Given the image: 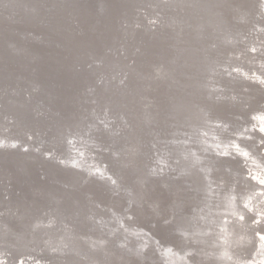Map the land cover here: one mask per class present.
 Listing matches in <instances>:
<instances>
[{"label": "water", "instance_id": "95a60500", "mask_svg": "<svg viewBox=\"0 0 264 264\" xmlns=\"http://www.w3.org/2000/svg\"><path fill=\"white\" fill-rule=\"evenodd\" d=\"M203 1L206 2L203 3L204 7L208 4L207 6L214 9L223 27L214 29L210 34L209 27L203 25L199 29V39L195 44L211 40L210 37L214 39L210 46L202 48L199 45L195 51L200 53L203 59L215 55L217 63L222 62L218 74L224 73L225 76L233 78L224 82L223 76L215 81L217 87L213 90L216 95L210 103L204 102L205 105L208 104L206 115L211 116L213 112L218 111L217 102L233 98L236 102L243 103L242 115H238L236 119L239 123L245 120L248 127L246 125L244 130L248 131L252 124H259L251 119L253 113L264 111V87L245 80L242 71H250V75L253 71L259 75L264 73V8L259 0ZM251 1L259 9L257 13L243 12L231 18L233 12L237 14L244 10V7L250 8ZM168 3L169 0H0V137H3L0 139L3 144V147H0V181L4 183L0 184V188L3 186L0 195L3 201L26 205L32 196L31 187L41 185L50 192L51 199L47 202V207L57 204L59 206L60 193L63 192L62 202L66 210L74 214L70 218L66 217L70 230L91 232L94 236H104L107 241H111L117 233L102 231L105 225L103 217L88 226L89 221L85 222L80 214L88 199L93 201V210L89 209V213L96 219L97 214H106L117 208L114 201L118 197H124L126 208L131 201L128 211L134 216L132 221H125L127 224L143 227L160 243L178 247L176 237L163 235L169 233L170 224L165 221V217L174 193L170 187L161 189L160 179L172 176L176 177L173 178L175 181H179L189 175L188 169L179 171L186 156L173 158L177 151L183 150V144L171 140V136L172 139L181 135L184 137L181 130L186 127L183 124L165 123L176 120L175 117L180 115V109H176L177 104L173 108L167 107L180 99L198 101L203 89L201 86L193 88L187 84L188 89L195 91L193 95H184V89H179L181 86L183 88L180 81L187 80V77L176 74V68L178 71L184 68L189 70L190 66L183 64L185 52L181 51L180 45H183V42L178 40L176 26L166 25L168 15L176 10V7L169 9ZM234 5L239 7L234 8ZM204 7L194 11V16L203 18V14L207 13ZM178 13L183 14V10L178 9ZM229 24L234 32L232 42L242 49L237 54L224 52L225 46L217 39ZM179 25L182 26L180 31L185 39L190 38L186 33L190 28L189 22L184 19ZM9 40L13 42L8 43ZM250 43H255V53L248 48ZM248 56L252 60H248ZM254 58L262 63L254 62ZM233 65L242 70L237 69L234 72ZM154 68L160 71V76L153 81L152 89L145 91L142 86L144 81L139 80L138 76L150 74ZM229 72L233 74L229 75ZM173 77L174 81H170ZM4 83L8 85H3ZM88 84H92L90 89L86 88ZM130 88L135 89L132 90L135 92ZM252 88H256L259 93V99L255 103L247 96ZM94 92L97 101L101 100L102 96L107 97L109 101L104 113L96 114V117L100 118H95L94 126H89L86 122L85 127L83 126L86 128L83 134L94 143L90 149L91 153L96 155V161H102L103 167H106V170H103L106 173L92 175L82 169L62 167L56 161L63 159L64 143L60 142L57 136L60 121L71 125L78 112L85 115L84 119L88 121L92 118L91 114L95 108L100 113L94 101ZM145 93L149 97L144 102L152 109L156 107L160 116L157 115L149 126L139 129L140 126L137 128L136 122L141 105L137 99ZM35 102L36 105L32 107ZM89 106L95 107L93 113L84 110ZM170 109L171 113L167 116L165 113ZM105 124L110 126V132L103 130ZM214 124L223 130L217 132L218 136L231 143L235 130L232 129L233 126L228 123L224 125L222 120ZM68 132L66 130V133ZM245 133L250 137L247 136L240 142L245 145L253 144L264 164V154L260 153L258 146L261 139L259 133L255 129ZM202 134L206 137L212 136L200 132L202 139ZM53 135L56 138H53ZM225 136L227 137L224 138ZM127 143H131L133 150L136 145L145 151L150 157L148 163L156 164L158 161L152 159L153 156L157 151L163 152V165H169L171 168L163 175L159 172L156 175L145 173L143 185L138 181V166L129 170V166L122 162L123 155L119 148ZM12 145L16 147L13 148ZM210 149L207 153L217 156L215 149ZM115 150L116 152H113ZM48 152L52 154L51 159H45L44 154ZM227 158L222 160L227 164V171L231 172L235 168L233 164H236L240 177L251 180L248 158L238 156L234 150ZM204 160L199 159V162ZM157 165V168L161 166L160 163ZM213 172V169L207 171L212 176ZM140 173H143L142 169ZM109 176L117 181L116 185L111 184ZM60 180L64 183L60 184ZM210 181L215 182L216 179L210 178ZM235 190V185H232L231 191ZM72 196L76 198L77 203L72 200ZM238 198L241 199L242 196ZM149 203L155 206L154 211ZM246 212L251 214L247 209ZM14 213L13 211L11 218L15 216ZM2 214H7V211L0 207V216ZM148 214L153 217L149 218ZM27 216L28 213L26 218ZM118 216L121 219L120 213ZM10 222L11 227L17 224L15 219ZM51 224L59 228L60 215H56ZM5 249L6 258L14 261L18 253L16 247L11 245ZM35 253L47 258H42L39 264H48L52 260V253L48 254L45 248ZM104 259L105 264H117L113 256L105 255ZM130 264H140V261L130 257Z\"/></svg>", "mask_w": 264, "mask_h": 264}, {"label": "bare ground", "instance_id": "6f19581e", "mask_svg": "<svg viewBox=\"0 0 264 264\" xmlns=\"http://www.w3.org/2000/svg\"><path fill=\"white\" fill-rule=\"evenodd\" d=\"M203 3V0H169L168 3L169 9L172 7L174 9L176 7V10H174V13L168 15L169 19L166 25L176 26L175 33L179 35L178 40L183 42V45H180L181 51L185 52L183 64L190 66L189 70H185L184 68L183 70L178 71V68H176V74L180 73L184 75L185 78L187 77V80L185 79V81H180L183 88L181 86L179 89H184L182 90L184 95H193L195 93L193 89L187 88V84H190V87L192 85L193 88L201 86L203 90L200 92L201 95L198 101H186V99H180L177 103L173 102L172 105L167 107L173 108L175 107L174 105L177 104L176 107L178 108L176 109H180V115L175 117L176 120L165 121V123L170 122L176 125L183 124L186 127L181 130V132L185 135L184 137L181 135L179 138L172 139L171 136V140L177 142L179 141L181 145L183 144L181 146L183 150L181 152L177 151L176 155H173V158H177L181 155L187 157L179 171L188 169L189 175L187 178L179 181H175L173 178L176 177L172 176H165L160 179L161 189L170 187L171 190L173 189L174 193L171 197L172 203L165 217V221H168L170 224V228L168 229L169 233L163 235H168L169 238L176 237L179 242L177 248L183 250L185 247H193V245L190 243L185 244V242L175 233L177 230L188 232L191 237L198 242V244L194 246L196 255L190 257V259L194 261V264H235L237 260L244 261L245 264L248 260H252L253 264H255L256 261L264 257V247L260 246V241L255 235L257 231L264 232V203L261 202V194H264V186L259 184V179L253 182L250 179H245L242 176L240 177L236 164H233L235 168L231 172L227 171V164H225L222 160L228 158L211 156V154H208L211 151L209 145L219 144L220 148L215 149L216 152L224 151L225 145H227V151L229 155H232V151L234 149L231 145L235 142L239 148L249 152L247 161L250 162L248 166L249 172L251 171L252 174H256L258 177L264 176V172H261V169H264V164H262V159H260L261 157L257 155V151L254 149L253 144L245 145L240 142L245 137H250L249 134L247 135V133H245L248 131L244 130L247 122L244 120L239 123L236 119L238 115H242V102L239 103L233 98H226L216 103L218 111L213 112V115L211 116L206 115V107L208 108V104L205 105L204 102L210 103L216 95L213 90L215 86L217 87V83H215V81L217 79L220 80L223 76L225 79L224 82L226 80L231 81L233 78H231V76H225L224 73H221L222 75L218 74L220 73L219 65H221L222 62L217 63L215 55H209L206 59H203V56L195 51L199 45H201L202 48L210 46L212 40L214 39V37H210L211 40H205L204 43L200 42L198 45L195 44L197 39H199V29L203 25H207L209 27L208 32H210V34L214 29L218 30L223 27L221 19L214 13V9L207 6L208 4L204 7ZM204 4H206V2ZM250 6V8L244 7V10H240L237 14L233 12L231 18H235L243 12L251 14L258 12L259 9L253 1L250 2ZM202 7H204L207 11L206 14H203L205 18L203 16L201 19L195 17L194 11H198V8ZM238 7V5H234V8ZM178 9L183 10V14H179ZM184 19L189 22L190 27L188 32L185 31L188 33V37H190L186 39L183 36L182 31H180L182 26L179 25L180 23H183ZM229 26H231V24L225 27V32L219 36L217 35V39H219L225 46L224 52L226 51L231 54H237L242 49L238 48L234 42H232V35L234 32ZM259 28H262L261 25H259ZM164 31H166L165 28ZM185 40L186 42H184ZM192 40H194V42ZM9 42L13 41L9 40L8 43ZM248 48H255V43H250ZM247 59H251L250 56H248ZM254 62L262 63L261 60H257L255 58ZM236 66L237 65H233L232 67L236 68ZM154 69L155 70H152L150 74L146 73L141 77L138 76L139 80L144 81L142 86L146 89L145 91L151 90L153 81L160 76V71L156 68ZM101 72L104 73L103 70H101ZM242 72L250 75V71L243 70ZM229 73V75L233 74L232 72ZM170 81H174V77ZM3 85H8V83H4ZM91 86L92 84H88L86 88L90 89ZM130 90L132 91L135 89L130 88ZM95 95L96 94L94 92V101L98 105L97 107H99L98 110L100 113L96 111L94 106L85 107L84 110L89 113H93L95 108L94 113L91 114L92 118H90L89 121L84 119L85 115L78 112V114L74 116L76 118H74L71 125L60 121V129H57V136H59V138H57L60 139V142L62 141L64 143L62 148V160L68 164H72V161L75 160L79 168L87 171L88 174L106 173L103 171L106 170V167H103L102 161H96L98 160L95 157L96 155L90 151L94 145L93 140L83 134V132L86 131V128H84L85 122L88 123L89 126H94L96 122L95 118H100L99 116L96 117V114H103L106 109V103L109 101L107 97L104 96H102L103 98L101 100L97 101V96ZM247 96L250 99L252 98L251 101L255 103L259 99L258 90L256 88H252L251 93ZM148 97L149 96L145 93L137 99L138 103L141 105L138 110V120L136 122L137 128L140 126L139 129L149 126V124L155 121L157 115L158 117L160 116V111L157 110L156 107L152 109L148 103L144 102ZM34 105H36V102L33 103L32 107ZM170 113L171 109L166 111L165 114L168 116ZM253 114L264 115V111H257ZM220 120L224 122V125L227 123L231 124L233 126L232 129H235L231 143H228V141H225L218 136L217 132L223 130H221L219 125L214 124V122L218 123ZM240 125L242 127H240ZM256 125L258 126L259 124ZM66 130L69 132L66 133ZM174 130L175 129H173V131ZM199 131L212 136L206 137L202 134V139L199 135ZM210 131L216 132L213 133ZM55 135H53V138H56ZM136 136H138V134H136ZM212 137H215L216 139L213 140ZM226 137L227 136L224 138ZM1 138L3 137H0V139ZM158 138L161 139L162 137ZM13 139L15 140V138ZM69 140L71 143H69ZM186 142H188V144H186ZM130 146L131 143H127L119 148L123 155L122 162L129 166V170H134L138 166V181L144 185V174H151L149 168L153 166L157 167V164L159 163L163 165L165 159L161 155L163 152L157 151L156 155L153 156L152 159H157L158 162L153 164L147 162L150 157L147 153H145V151L138 148L136 145L135 150H133ZM212 150L214 149L212 148ZM113 152H116V150ZM193 153H195V155H193ZM199 159L205 160L203 162H199ZM253 160H255V164L252 163ZM170 164L173 165L171 161ZM140 165L141 167H139ZM141 169L143 173H140ZM209 169H213L215 171L213 172V176L207 173ZM132 172L133 171H131V173ZM134 176L136 177V175ZM210 178H215L216 181L211 182ZM58 182H60V184L64 183L63 180ZM241 183H243V185H241ZM0 184L4 185L2 181H0ZM250 184L253 185L251 186ZM232 185H235V191H231ZM2 187L0 188V191L3 190ZM46 187L48 188V185H46ZM126 187H128V185H126ZM212 187H214V189H212ZM221 187L222 189H219ZM31 189V198L28 199L26 205L22 206L20 203H14L13 201H3L0 195V207L5 208L7 211V214H2V216H0V259H3L5 264H16L17 260H23L24 264H36L37 260H39L38 262L40 263L42 258H44V260L47 259L46 256L41 257L37 255L38 253H35L42 250V248H45L48 254L52 253V256H50L52 260L48 264H105V255L115 257L117 264H130V257H134L140 261V264L143 262L147 264H160L152 248V243L154 244V242L149 237H146V239L149 240L150 247L144 253H138L135 251V241H132L130 245L132 248L131 251L116 246L117 241L121 239V232L114 231V229L118 227L117 222L120 221L118 213H120V216L125 214L127 202L123 199L124 197H118L114 201L117 208H113L112 211H109L108 213L106 212V214H97L95 217L96 219H93V215L89 213V209L90 211L93 210L91 207L93 205V201L88 199L86 207L82 209V214H80L85 222L89 221L88 226L93 225L97 219L103 217L105 225L103 226L102 231L106 233L114 231V233H117V236L115 238L113 237V240L107 241L104 236H94L91 232H72L70 230L66 217L70 218L74 214L70 210H66V206H64L62 202V197L64 196L63 192L60 193L59 206L57 204L56 206L51 205L50 207H47V202L51 199V196H49V190L44 189L41 185L33 186ZM24 196L26 195L24 194ZM73 196L71 198L75 201L76 198ZM238 196H242V198L239 199ZM246 202L249 203V207L252 208L251 214L247 213L246 209L242 208V205ZM75 203H77V201H75ZM149 204L152 206L154 211L155 206L151 203ZM13 211L15 212V216L11 218ZM257 211L261 212L259 217L255 215ZM26 213H28L27 218ZM232 213H235L236 215L233 216ZM56 215H60L59 228L51 226V221ZM241 215L245 217L244 221H240L238 219ZM148 217L152 218L153 215L148 214ZM254 218L261 220V223L253 224L252 220ZM14 219L17 221V224L14 225V227H11L10 224L12 223L10 220ZM218 225L224 226L227 232L231 233V235L228 236V244L222 246L223 249H226L228 255L232 256L233 259L231 262H227L223 258L217 259L207 255L208 252H215L218 254L222 250L221 247L213 248V243L217 241ZM19 226L22 228L20 229ZM88 229L90 231V227H88ZM205 233L207 234L205 235ZM88 237H90L91 240H105L107 243L103 249L93 252L89 248L91 240L86 239ZM241 237H243L242 240L240 239ZM163 244L167 245L168 243ZM11 245H14L18 251L17 257L14 261H10L11 259L6 258L5 253V247ZM65 245H67L66 248L64 247ZM52 249H57V251L53 252ZM60 250H63L66 254L61 255ZM160 251L164 253L166 250L160 249ZM80 256H85L87 259L81 260ZM168 256L171 257L172 254L168 253Z\"/></svg>", "mask_w": 264, "mask_h": 264}, {"label": "clouds", "instance_id": "9594fccd", "mask_svg": "<svg viewBox=\"0 0 264 264\" xmlns=\"http://www.w3.org/2000/svg\"><path fill=\"white\" fill-rule=\"evenodd\" d=\"M260 4L262 6H264V0H259ZM251 51L253 53H255L257 51L256 48H252ZM233 71H237V69H233ZM244 75V79L250 81L253 84H258L261 87H264V73H261L260 75L257 74V72L253 71L251 73V75H247V74H243ZM251 119L253 121H258L259 122V126L257 127L256 124H252V128L248 129V131H251L252 129H255L256 132L259 133L261 139L258 142V146H260V153L264 154V115H252ZM103 130L105 132H110V126L108 124H105L103 127ZM213 140H215V137H212ZM69 143H71V141L69 140ZM0 147H3V144L0 143ZM13 148L16 147V145H12ZM210 148L213 149H219L220 145L219 144H215V145H209ZM227 145H225V150L224 151H219V152H215V155L219 156V157H228L229 153L227 151ZM231 147L236 151L238 156L244 157L245 159H247L249 157V152L246 150H243L241 148L238 147V145L233 142ZM26 150V149H25ZM104 151H107V149H103ZM99 151V149H98ZM82 155V154H81ZM113 155L115 156L116 154L113 153ZM193 155H195V153H193ZM45 159H51L52 158V154L51 153H45L44 154ZM185 159H187V157H185ZM60 166L62 167H71L73 169L76 170H80L79 166L77 165L76 161L73 160L71 165H67L65 163L64 160H60V161H56ZM253 164H255V160L252 161ZM169 168H171L169 165H161L159 168L153 166L149 168V171L152 175H156L157 172H159V174L163 175L166 170H168ZM261 172H264V169H261ZM92 175H95V173H92ZM249 176L251 178V180L256 181L257 179H259V184L261 186H264V176H259L256 174H252L251 171L249 172ZM108 179L111 181L112 185H116L117 181L115 179H113L111 176L108 177ZM262 195V200L261 202L264 203V194ZM131 207V201L128 202V207L125 209V214L121 216L120 221L117 222L118 227L114 229V231L117 232H121V239L119 241H117V247L119 248H123L125 250L131 251L132 248L130 247L132 241H135V251L138 253H144L148 250L149 248V240L146 239V237H150L152 241H154L155 243H152L153 246V250L156 254L157 259L159 260L160 264H194V261L192 259H190V257H193L196 255V250H195V245L198 244V242L193 239L191 237V235L183 230H177L176 231V235H178L184 242L185 244H192L193 247H185L183 250H181L180 248H177L175 245L172 244H161L160 241L154 237L151 236V233L148 232L146 229L139 227L135 224L129 226V224H127L125 221H132L134 219V216L131 214L130 211H128V208ZM243 207L245 209L248 210V212H252V208L249 207V203H244ZM193 211V210H192ZM233 216H235V213H232ZM255 215L257 217H259L261 215L260 211H257L255 213ZM238 219L240 221H244L245 217L243 215L239 216ZM253 224H260L261 220L259 219H253L252 220ZM218 233H217V241H215L213 243V248L216 247H221L224 245L228 244V236L231 235V233L227 232L226 228L222 225H218ZM207 233H205L206 235ZM256 237L258 238V240L260 241V246L264 247V232L261 231H257L256 232ZM91 240L90 237L86 238ZM241 240L243 239V237L240 238ZM107 241L105 240H91V243H89V248L93 251L96 252L100 249H103L106 245ZM158 245V247H157ZM65 248L67 247V245L64 246ZM160 249H165L166 251L164 253H162L160 251ZM53 252H56L57 249H52ZM168 253H171L172 256L169 257ZM60 254L61 255H65L66 253L63 252V250H60ZM207 255L209 257H214V258H223L225 259L227 262H231L232 261V256L228 255L226 249H223L217 254V253H213V252H208ZM81 260H86L87 258L85 256H80ZM0 264H5V261L3 259H0ZM16 264H24L23 260H17ZM36 264H39V262L37 261ZM235 264H245L244 261L241 260H237L235 262ZM246 264H253L252 260H248L246 262ZM255 264H264V257H262L260 260L256 261Z\"/></svg>", "mask_w": 264, "mask_h": 264}]
</instances>
